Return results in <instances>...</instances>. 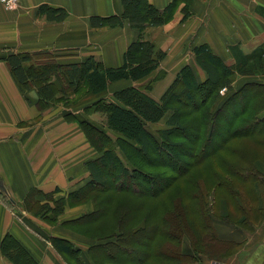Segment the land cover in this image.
I'll use <instances>...</instances> for the list:
<instances>
[{"label": "trees", "instance_id": "16d2710c", "mask_svg": "<svg viewBox=\"0 0 264 264\" xmlns=\"http://www.w3.org/2000/svg\"><path fill=\"white\" fill-rule=\"evenodd\" d=\"M175 3L176 0H172L163 9H158L148 0H121L120 15L90 18L93 28L122 27L127 22L131 29L140 33L127 45L122 63L117 67L104 66L93 56L70 63H59L54 60L55 55L45 52L9 56L10 71L21 91L25 94L24 87L34 89L41 106L54 105L84 86L98 97L84 107V115L90 111H101L104 115L98 125L85 118L80 122L88 140L98 151V157L86 164L90 176L87 185L69 193L66 200L54 201L51 194L34 190L28 194V203H25V208L31 207V200L40 195L54 203L69 199L78 202L96 188L109 189L108 197L98 202L90 214L63 222L65 225L90 222L109 208L116 220V227L109 236L88 244L86 250L75 247L67 239H51L59 253L73 258L77 264H85V260L89 264H200L194 257L190 259L180 254L185 236L189 237L195 251L205 250L208 256H216L220 248L215 249L213 245H217L219 239L204 194L196 192L187 196L194 207V216L198 218V225H195L186 221L180 199H171L167 205L160 200L173 178L161 176L155 168L145 167H153L150 164L153 163L174 169L185 179L191 166L211 164L210 160L214 159L222 170L232 175L227 171L230 166L221 163L220 157L230 150L233 140L262 136L261 146L264 147V46L248 55L230 50L235 57L233 64L226 63L206 44L196 46L192 49L194 63L205 78L198 80L193 68L185 65L158 100L150 95L153 84L166 74L163 70L156 73L165 52L143 38V32L169 22L177 8ZM39 12L51 21H61L66 16L63 9L46 6ZM185 18L186 15L182 21ZM39 56H43L44 61L39 60ZM235 77L255 80L236 88ZM123 80L131 84L114 91L111 97L106 95L110 84ZM222 88H226V93L220 96ZM186 105L194 109L198 119L185 121L188 113L179 107ZM67 115L77 118L73 113ZM165 115V127L151 132L149 126L160 122ZM109 132L115 135L114 141ZM178 134L188 139V144L178 142ZM214 177L217 182L223 180L218 173ZM223 187L233 191L227 181ZM118 193L139 200L154 199L156 205L145 216H139L137 212L146 207V202L117 201ZM48 206L45 203L37 210L49 211L52 221L58 208ZM226 217L227 213L219 216L228 223ZM128 220H134L130 226L126 224ZM1 253L12 264H39L9 235L1 242Z\"/></svg>", "mask_w": 264, "mask_h": 264}, {"label": "crops", "instance_id": "0c3cea01", "mask_svg": "<svg viewBox=\"0 0 264 264\" xmlns=\"http://www.w3.org/2000/svg\"><path fill=\"white\" fill-rule=\"evenodd\" d=\"M148 1L163 9L172 0ZM45 6L63 9L65 18L48 20L46 14L39 12ZM121 13V0H19L14 9L0 5V183L6 190L5 194L0 189V244L7 235L11 236L39 264H66L53 247V238L70 240L78 248L84 244L48 225L52 214L46 209L37 215L34 210L27 211L28 194L38 190L51 194L55 201L66 200L69 193L77 190L75 184L88 179L87 162L98 157L82 129L81 119L97 125L103 119L93 111L84 115V107L98 99L91 93L69 109L64 103L41 106L34 89L24 87L23 94L8 59L15 54L46 52L55 55L54 60L59 63L80 62L93 56L104 66L117 67L138 32L127 22L122 27L93 28L90 18ZM143 38L167 55L168 60L161 67L166 74L151 89L160 98L185 65L198 70V80L205 78L194 63V47L206 44L226 63L233 64L235 57L230 50L248 55L264 46V0H190L184 8H176L167 24L145 30ZM252 80L255 79L240 77L235 86ZM130 84L125 80L110 84L105 93L109 96ZM31 202L33 209L50 204L42 195ZM90 213L69 214L66 220ZM243 222L244 226L233 227L215 219L220 245L216 256H208L205 250L195 251L188 236L182 238L180 254L194 257L200 264H264V214L256 225ZM230 250L234 252L228 254ZM0 264H11L1 250Z\"/></svg>", "mask_w": 264, "mask_h": 264}, {"label": "rangeland", "instance_id": "374dc122", "mask_svg": "<svg viewBox=\"0 0 264 264\" xmlns=\"http://www.w3.org/2000/svg\"><path fill=\"white\" fill-rule=\"evenodd\" d=\"M188 3H190V0H176L175 8L179 6L184 8ZM139 36L140 33L138 32V37ZM39 57L41 58L43 56ZM166 58L167 55L165 54V57L160 62V66L156 73H159L160 70H162L161 67L166 64V61L168 60H166ZM192 68L196 76L199 78L198 70L194 67ZM155 75L150 77L146 82L150 83ZM238 78L240 77H235L233 82L234 85ZM157 82H155L153 85H157ZM225 93L226 88H222L219 91L220 96H223ZM88 95H91L90 92L86 87L83 86L80 87L79 90L69 95V97H67H71L70 99L66 100L63 98L57 101V103H64L65 106H67L66 108L69 109L68 107L88 99L86 98L88 97ZM150 95L152 97L159 98L157 97L158 94H156V91L154 89L150 91ZM109 97H111V95H109ZM40 107L41 106H39V108ZM179 109H184V111L188 113L186 117H184L185 121L198 119V114L194 112V109L190 105L181 106L179 107ZM96 114H99L98 116L100 119H104V115L101 113V111L98 113L96 112ZM165 119L166 115L157 124L149 126V130L155 133V131H157L158 129L164 128ZM109 133L111 139L114 141L115 135L111 132ZM260 137L262 136L252 138V140H233L230 145V150L222 154V156L220 157V162L227 166H230L229 170L227 171H230L232 175H229V173L225 172V170H222V168L218 165L217 160L214 159L210 160L211 164L202 163L201 165L196 164L191 166L188 169L189 171L187 170L189 174L185 179H183L182 176L174 169L173 171L170 168L167 169L159 165L155 166L153 163H150L152 161H149V163L153 165V167L145 168H155V171H160L159 173L161 174V176L173 178L168 187H166L165 194L163 193L161 195L162 197L160 200L167 205L169 204L171 199H180L185 210L186 221L198 225V218L194 216V207L191 206L187 197L188 195H193L198 192L202 193V195L204 194L205 201L208 202V206L210 207L212 215L214 216L213 221L219 218L221 214L223 215L224 213H227V217L225 219H227L228 223L231 225L234 224L235 226L242 227L246 224L243 221L252 222L253 225H256L257 222L261 219L262 214H264V147L261 146L263 142L262 138ZM177 138H179V140H177L178 142H188V139H185L181 134H178ZM181 153L183 152L181 151ZM215 173H218V175L223 178L222 182H229L230 187L233 189L232 192H230L231 190H226L223 187L224 183L222 184L221 181L217 182L215 180ZM89 178L90 176H88V179L84 181L83 184L79 183L75 184V186L79 187L78 189L82 187L84 188L87 185L86 183L88 182ZM108 193L109 189L101 190L96 188L92 191H89L88 194L82 196L83 198L78 202H70L69 199L64 203H54L52 199H49L50 207H48H57L58 209L55 212V219L52 221L50 220L48 221V223H46L53 227V229L62 233H66L68 236L73 237L77 241H80L77 243L84 244L82 245L81 249L86 250L88 244L94 243L95 240H99L100 238H103L105 236H109L111 234V231L116 227V220L114 218L115 216H112L110 214L111 211L109 210V208H106L105 212L98 219H94L90 222H88L87 220L86 222H82L83 224L79 225H65L63 222L66 220V218L69 217V214L81 215L82 213L86 214L87 212L94 211L96 204L102 201V199L106 197ZM116 197L117 201L131 203L133 202L135 204L139 201L146 202V207L137 212L139 213V216H145L148 211L151 208H154V206L156 205V201L154 199L139 200V198H134L128 194L123 193H118ZM25 203L28 202L25 201ZM195 203L197 204V201H195ZM260 207H262L263 209H260ZM26 210L29 212H32V210H34L36 215L40 214L37 209H33L29 206L26 207ZM133 221L128 220L126 222L127 226H130V223H133ZM218 247H220V245L217 244V246H215L214 248L218 249ZM233 252L234 251L230 250L228 254H231ZM59 254L63 259L66 260V264H77L75 263L73 258L64 256L62 253Z\"/></svg>", "mask_w": 264, "mask_h": 264}, {"label": "built area", "instance_id": "2783aa9c", "mask_svg": "<svg viewBox=\"0 0 264 264\" xmlns=\"http://www.w3.org/2000/svg\"><path fill=\"white\" fill-rule=\"evenodd\" d=\"M18 2L19 0H0V5L6 9H14Z\"/></svg>", "mask_w": 264, "mask_h": 264}, {"label": "water", "instance_id": "95a60500", "mask_svg": "<svg viewBox=\"0 0 264 264\" xmlns=\"http://www.w3.org/2000/svg\"><path fill=\"white\" fill-rule=\"evenodd\" d=\"M0 189L3 191V193L6 194V190H5V188L2 186V183H0Z\"/></svg>", "mask_w": 264, "mask_h": 264}]
</instances>
